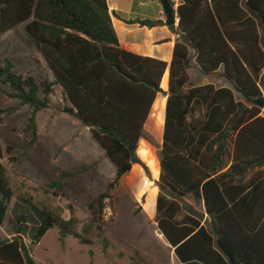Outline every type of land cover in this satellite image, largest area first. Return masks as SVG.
I'll return each instance as SVG.
<instances>
[{
    "label": "trees",
    "instance_id": "obj_1",
    "mask_svg": "<svg viewBox=\"0 0 264 264\" xmlns=\"http://www.w3.org/2000/svg\"><path fill=\"white\" fill-rule=\"evenodd\" d=\"M176 12L178 26L170 29L180 38L168 64L121 46L108 0H0V38L24 25L26 40L54 77L37 82L15 73L10 59L0 64L11 96L32 107L26 147L36 143L37 115L60 86L69 103L64 111L89 128L115 167L105 191L87 193L85 221L73 205L68 218L58 208L36 205L31 244L57 228L62 239L91 244L98 237L108 249L106 209L121 179L144 165L139 143L152 142L145 124L162 94L167 104L154 210L158 229L181 264H264V107L245 96L238 100L228 86L191 85L189 75L194 49L204 74L222 69L248 96H264V0H179ZM137 23L155 27L162 21ZM6 152L0 134V224L15 197V207L34 204L21 190L15 196ZM76 174L63 172L48 187L64 191ZM187 198L204 204L206 221L191 213ZM15 219V235L0 237V264H38L24 240L29 217Z\"/></svg>",
    "mask_w": 264,
    "mask_h": 264
},
{
    "label": "rangeland",
    "instance_id": "obj_2",
    "mask_svg": "<svg viewBox=\"0 0 264 264\" xmlns=\"http://www.w3.org/2000/svg\"><path fill=\"white\" fill-rule=\"evenodd\" d=\"M172 1L177 3V0ZM23 28V25L18 26L0 38V64L10 59L15 73L32 75L37 82L45 78L53 80L41 53L26 40ZM190 72L191 85L228 86L238 100H244V95L222 74L206 75L193 63ZM12 93L10 85L0 78V134L7 150L3 162L9 170L15 196L21 190L34 204L15 207L17 200L19 202L15 197L5 221L0 224V237H13L19 227L15 217L24 213L29 217L23 224L24 240L38 264H180L173 257L172 249L159 243L156 213L152 215L159 193L157 181L163 132L157 128L164 95H159L161 101L156 103L145 129L152 142L143 139L139 143L137 153L144 165H134L112 192L105 223L110 246L104 250L98 237L91 244H83L73 237L62 239L57 228L50 229L38 244H31V233L37 226L36 205L41 209L58 208L64 218L70 216L68 206L73 205L77 215L85 221L89 215L87 193L105 191L115 177V167L93 139L89 128L64 111L69 103L60 86H55L49 107L38 113L37 141L27 148L30 136L26 128L32 107L22 105ZM39 96L42 98L43 94ZM63 172L78 174L64 191L50 189L48 184L59 179Z\"/></svg>",
    "mask_w": 264,
    "mask_h": 264
},
{
    "label": "crops",
    "instance_id": "obj_3",
    "mask_svg": "<svg viewBox=\"0 0 264 264\" xmlns=\"http://www.w3.org/2000/svg\"><path fill=\"white\" fill-rule=\"evenodd\" d=\"M108 4L112 15L113 25L119 37V42L124 49L141 56L153 57L166 61L168 64L171 63L173 59L175 43L176 40L180 38V33L173 32L170 29V26L166 25L165 22L166 15L163 10L161 0H108ZM178 4H179V0H177V3H175L174 5L175 11L177 10ZM144 19L161 20L162 23L155 27L141 26L139 23H137L138 20H144ZM178 22L179 19L177 14L175 27L178 26ZM190 56H191V63L195 64L201 70V68L196 62V54L194 49H191ZM167 70L169 71V69ZM217 73H220L222 74V76H224L222 69L219 70L218 72L212 74H206V75L210 76ZM189 75L190 78H192L190 69H189ZM263 76H264V70H263ZM158 99L159 96L156 98L153 104L151 114L145 124V129L148 124V120L150 119V117H152L154 113V108L156 106ZM166 104H167V97L163 96L160 104L161 109L158 112V117H160L161 120L158 121V128H157V130L161 129L162 132L164 131V124H165ZM160 113H162V115ZM141 153L146 154L147 151L141 150ZM156 199L152 211L153 216H154ZM186 200L190 206H193V208L190 209L191 213L192 210H195L199 213H204L205 219L203 221H206L208 219L209 216L206 213L204 204H196L191 198H187ZM198 206H201L202 209L198 208ZM193 215L199 216V214H193ZM158 235H159V243L166 248L170 247L173 251V257H176L173 247L166 241L163 234H161L160 232L158 233ZM176 259L178 260L177 257ZM178 262L181 264L179 260Z\"/></svg>",
    "mask_w": 264,
    "mask_h": 264
},
{
    "label": "water",
    "instance_id": "obj_4",
    "mask_svg": "<svg viewBox=\"0 0 264 264\" xmlns=\"http://www.w3.org/2000/svg\"><path fill=\"white\" fill-rule=\"evenodd\" d=\"M172 2H173L172 0H161L163 10H164L165 15H166V21L165 22H166L167 26H172V25L176 24L177 13L175 11V6ZM237 90L240 91L245 96V98L248 101H250L251 103H253V104H255L261 108L264 107V96H262L260 98H252V97L248 96L246 94V92L243 91L242 89H240L239 87H237ZM192 214H199V216L202 220L205 219L204 213H199L195 210H192Z\"/></svg>",
    "mask_w": 264,
    "mask_h": 264
}]
</instances>
